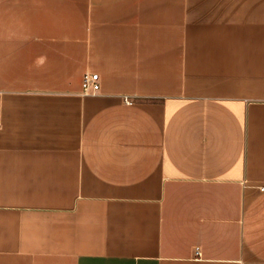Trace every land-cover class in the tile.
<instances>
[{
    "label": "crops",
    "instance_id": "crops-1",
    "mask_svg": "<svg viewBox=\"0 0 264 264\" xmlns=\"http://www.w3.org/2000/svg\"><path fill=\"white\" fill-rule=\"evenodd\" d=\"M262 186L264 0H0V264H264Z\"/></svg>",
    "mask_w": 264,
    "mask_h": 264
},
{
    "label": "built area",
    "instance_id": "built-area-1",
    "mask_svg": "<svg viewBox=\"0 0 264 264\" xmlns=\"http://www.w3.org/2000/svg\"><path fill=\"white\" fill-rule=\"evenodd\" d=\"M101 88L100 74L97 72H86L82 82V93L85 95L96 94ZM127 103H132V100L125 98ZM264 189V186H262Z\"/></svg>",
    "mask_w": 264,
    "mask_h": 264
}]
</instances>
